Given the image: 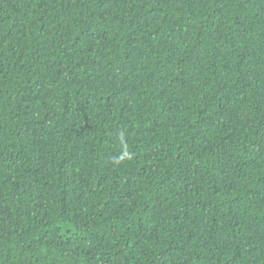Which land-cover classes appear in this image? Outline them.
<instances>
[{"label": "trees", "instance_id": "trees-1", "mask_svg": "<svg viewBox=\"0 0 264 264\" xmlns=\"http://www.w3.org/2000/svg\"><path fill=\"white\" fill-rule=\"evenodd\" d=\"M0 264H264V0H0Z\"/></svg>", "mask_w": 264, "mask_h": 264}]
</instances>
